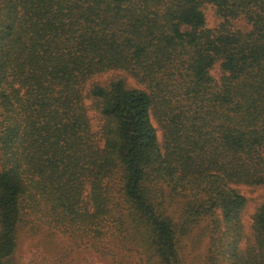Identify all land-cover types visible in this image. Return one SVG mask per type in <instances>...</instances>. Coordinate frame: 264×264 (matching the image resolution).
Wrapping results in <instances>:
<instances>
[{
	"label": "trees",
	"instance_id": "trees-1",
	"mask_svg": "<svg viewBox=\"0 0 264 264\" xmlns=\"http://www.w3.org/2000/svg\"><path fill=\"white\" fill-rule=\"evenodd\" d=\"M247 189L264 0H0V264L22 234L43 264H190L205 239L202 264H264Z\"/></svg>",
	"mask_w": 264,
	"mask_h": 264
},
{
	"label": "rangeland",
	"instance_id": "rangeland-1",
	"mask_svg": "<svg viewBox=\"0 0 264 264\" xmlns=\"http://www.w3.org/2000/svg\"><path fill=\"white\" fill-rule=\"evenodd\" d=\"M204 15H205V23L206 26L209 28H214L217 25V19L212 13V10L207 7L204 10ZM238 25H242L243 23L241 21L235 22ZM211 75L214 77L218 76V68L217 66H214L211 69ZM245 195L247 198H249L248 202V208L247 212H245L243 216V220L248 224L249 217L254 211V207L257 203L261 202L264 200V190L259 189L256 191H252L251 189L245 190ZM200 227L194 229L198 230ZM40 244H39V238L37 237H32L28 234H22L20 236V241L18 243V250H17V259L19 263L21 264H43V261H40L41 253L39 251ZM207 249V240L205 239L201 244H199L197 247H192L189 245L187 254H188V261H190V264H202V257ZM73 255V253H71ZM79 256H83V254H80ZM78 257V256H76ZM78 263H83V264H106L98 258L96 255H87V259L82 260ZM54 264H77L76 261L71 262V256L70 258H66L65 260L58 262L55 261Z\"/></svg>",
	"mask_w": 264,
	"mask_h": 264
}]
</instances>
